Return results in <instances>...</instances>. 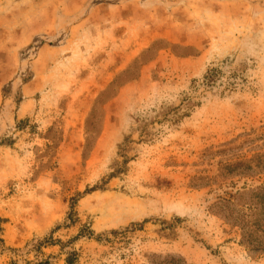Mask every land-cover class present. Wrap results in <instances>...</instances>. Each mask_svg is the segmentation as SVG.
<instances>
[{"label":"rangeland","instance_id":"rangeland-1","mask_svg":"<svg viewBox=\"0 0 264 264\" xmlns=\"http://www.w3.org/2000/svg\"><path fill=\"white\" fill-rule=\"evenodd\" d=\"M0 220V264H264V0H0Z\"/></svg>","mask_w":264,"mask_h":264},{"label":"trees","instance_id":"trees-1","mask_svg":"<svg viewBox=\"0 0 264 264\" xmlns=\"http://www.w3.org/2000/svg\"><path fill=\"white\" fill-rule=\"evenodd\" d=\"M69 220H71L69 218ZM1 223V220H0ZM0 231H1V225H0ZM82 236V235H80ZM1 242V239H0ZM50 245H55V243L53 241H49V240H45L44 242H40L38 245L35 246V249L40 251L44 246H50ZM19 259L15 258L14 261H12L11 264H18ZM77 263V255L76 254H71V256L68 257V259L66 260V264H76ZM39 264H51L50 262L46 261V262H41Z\"/></svg>","mask_w":264,"mask_h":264}]
</instances>
